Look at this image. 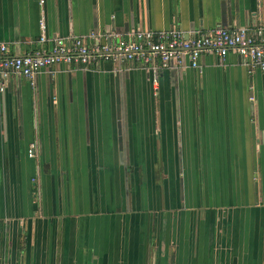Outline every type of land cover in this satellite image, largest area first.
Segmentation results:
<instances>
[{
	"label": "crops",
	"instance_id": "crops-1",
	"mask_svg": "<svg viewBox=\"0 0 264 264\" xmlns=\"http://www.w3.org/2000/svg\"><path fill=\"white\" fill-rule=\"evenodd\" d=\"M256 25L264 0H0L8 57L41 33ZM198 62L0 79V264H264V72Z\"/></svg>",
	"mask_w": 264,
	"mask_h": 264
},
{
	"label": "built area",
	"instance_id": "built-area-1",
	"mask_svg": "<svg viewBox=\"0 0 264 264\" xmlns=\"http://www.w3.org/2000/svg\"><path fill=\"white\" fill-rule=\"evenodd\" d=\"M39 26L42 27V21ZM108 43L100 42L99 35H85L46 39L43 33L39 42L49 40V49H40L19 56H4L6 46L0 41V79L8 76L23 77L31 83L32 77L51 65L73 64L84 66L97 61L110 63L132 62L140 66L156 82L164 69L181 67L198 68L202 53L215 55L222 60L228 52L238 55L248 72H264V25L254 27H216L194 30L188 34L175 27L152 31L131 28L113 34ZM252 100V97H249ZM32 147L28 155L32 156Z\"/></svg>",
	"mask_w": 264,
	"mask_h": 264
}]
</instances>
